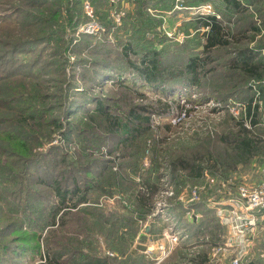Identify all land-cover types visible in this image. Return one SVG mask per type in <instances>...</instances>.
<instances>
[{"label": "rangeland", "instance_id": "1", "mask_svg": "<svg viewBox=\"0 0 264 264\" xmlns=\"http://www.w3.org/2000/svg\"><path fill=\"white\" fill-rule=\"evenodd\" d=\"M136 1L106 0L102 12L109 19L107 27L92 0H0V86L8 83L11 93L20 90L8 117L0 110V264H43L47 252L59 255L66 249L91 252L92 261L106 258V264H190L203 254L207 264H214L211 249L220 244L208 246L201 234L199 240L191 236L201 219L193 208L203 203L220 224L217 190L223 191L221 184L230 180L232 188L226 192L234 194L245 183V165L233 166L226 179L209 167L216 157L228 160L233 136L240 127L250 128L247 99L252 106L262 103L258 92L264 76L250 78L233 63L238 50L257 48L258 37L249 32L239 36V43L213 51L194 87L176 77L184 75L189 57L202 55L205 29L196 30L191 22L215 15L211 4L187 7L188 0H171L169 9L163 8L164 1L148 4L146 13L161 23L156 34L146 35L154 46H133L130 64L139 66L141 56L154 51L174 75L146 85L116 55L127 40L124 20L135 15ZM250 4L245 25L238 26L258 21V6ZM32 11L37 23L32 20L26 28V13ZM34 89L38 97L24 105ZM4 102L0 97V108ZM98 102L116 119L106 125L111 132L96 128ZM133 108L147 121L130 141L121 126L135 128L132 117L126 119ZM15 110L19 113L12 117ZM194 153H208L212 159L202 163L199 178L186 181L189 173L173 170L171 161ZM149 169L151 188L143 181ZM206 176L216 178L218 186H208ZM58 186L69 194L63 205ZM194 188L199 192L191 200ZM76 190L74 197L70 193ZM140 196L149 209L144 218L138 217ZM80 199L85 203L78 204ZM172 236L178 239L170 244ZM162 244L169 248L164 257L158 249ZM71 253L59 263L67 264Z\"/></svg>", "mask_w": 264, "mask_h": 264}, {"label": "trees", "instance_id": "2", "mask_svg": "<svg viewBox=\"0 0 264 264\" xmlns=\"http://www.w3.org/2000/svg\"><path fill=\"white\" fill-rule=\"evenodd\" d=\"M37 1V0H30ZM164 9H169L172 7L171 0H137L136 1V11L135 15L133 14L132 17H127L124 20V27L123 32L124 35H127V40L124 43H121V49L120 53H117L116 55L124 58L126 65L128 66L129 70H132V72L135 73L138 77L141 76L143 79V83L146 85L150 84H161L165 79L169 80L170 76H173L174 74H171L170 72H166L165 66L162 65V62L159 57H157V53L154 51H149L146 55V57L141 56V60L138 63L139 66H135L133 64H130L132 60L129 58V54L133 51V46L136 47H148V46H154V43L149 44V42H146V35L148 33L156 34V28L160 26L161 21L150 17L149 14H147L146 9L148 8V4H159L162 2ZM209 2L215 12V15H209V16H203L200 17L197 16L194 17V20L191 22V24L195 25V29L204 28V42L202 44V55L201 56H191L186 60V63L184 64L182 68V72H184V75L178 74L176 77L179 79H183L184 81H189L188 84L192 85L194 87H197L202 79L201 74L203 73L202 70H205V67L208 65V63L211 61V58L213 57L212 52L218 49H224L225 47H230L233 44L239 43L238 38L239 36H243L247 33H252V38L254 36L258 37V43L259 45L257 48H244L238 50V57L233 63H235V66L242 71H244L250 78H261L264 76V0H188L186 2L187 7H198L201 6V4ZM250 3L257 4L258 9L257 12L259 14L258 21H249L251 25H248V27H241L242 25H245V13L248 11L247 5L251 6ZM36 4V3H33ZM92 4L95 5L101 12L99 13L101 20L104 21L103 25L109 26V19L106 18V15L102 12L105 8H107L106 0H92ZM144 11V12H141ZM200 15V14H199ZM216 16H219V18H216ZM199 17V18H198ZM244 17V20L240 22L241 18ZM26 21L25 26L31 27L34 23H37V12H27L26 13ZM34 21V23L30 24L31 21ZM235 24L238 28H232V25ZM241 25V26H238ZM120 42V40H119ZM150 55H152V58H149ZM262 55V56H261ZM214 58V57H213ZM99 63V62H98ZM102 64V63H101ZM165 70V71H163ZM101 73V70L98 71V74ZM104 76L106 74H103ZM107 77V76H105ZM157 79H160L161 82H159ZM98 81V80H97ZM148 82V83H147ZM159 82V83H158ZM8 83H4L2 86H0V97L1 100H5L3 103L4 106L0 108L1 111L8 117L9 111L12 107V105L15 103L17 99L18 92L15 90L11 93L8 91L7 87ZM162 90V88H161ZM35 94H30L28 98L26 99V103L24 105H29L30 101H33L34 103V97H38L39 91L34 89ZM261 93V108H259V105L252 106V99H247V107L245 108V117L248 119L250 128H247L245 126L244 128H239V130L236 132V134L233 136V139L230 141V147L232 151V155L228 158V160H220L218 157H216L213 161V164L209 167L211 171H215V173L219 172L220 176H226L230 172L231 169H233V166H236L237 164L245 165V172L247 171L248 166L250 165L251 161L253 159L258 158H264V128H262L260 123L264 124V87L260 88ZM260 94V95H261ZM36 107H34L35 109ZM97 116L99 117V123L95 121L94 118L91 119V121H95L96 128L103 129L104 133H108L109 131H113V129L107 128V126L110 125L111 120L114 118H110L107 106L104 105V103L98 102L96 104ZM7 113V114H6ZM19 113V110H15L12 112V117L17 116ZM32 117L33 115L30 114ZM128 117H132L131 122L134 123L135 128L127 129V125H122V130H125V133H128L131 137L130 141L136 140V137L140 136V130L138 126H142L146 123L147 119L140 118L136 114V109L133 108L128 116H126V119ZM133 117L135 120H133ZM4 116L2 115V119ZM1 119V118H0ZM131 119V118H129ZM116 121V119H114ZM110 121V122H109ZM128 121V120H127ZM102 122H106L107 124H101ZM101 124V125H100ZM109 124V125H108ZM85 125H91L90 122L85 123ZM22 128L15 126L13 130H17V132H20ZM24 132V131H23ZM144 145V144H143ZM198 153L194 154H187L185 156H178L174 157L172 159V165L173 170L174 169H182L187 171L189 174L187 177L185 176V180H196L201 175V172L203 171V162L205 160L212 159V155H209L208 153H205L204 155L198 156ZM154 153L152 152V161L153 163L156 161V159L153 158ZM198 158V159H197ZM200 159V160H199ZM196 161V162H195ZM153 169V168H152ZM151 173V169L147 170L145 174L143 175V181L148 188H151L150 184H148L149 178L147 175ZM214 173V174H215ZM217 177V175L215 174ZM114 177H110V179L113 180ZM187 178V179H186ZM220 180H224V178H218ZM77 191V190H76ZM71 192L70 194L72 196H76L77 192ZM57 197L59 198V201H61L62 205L64 204L65 200L69 196L67 191H61L60 187L58 186L56 188ZM217 195V193H216ZM141 197V206H140V213L138 215L139 218H144L146 214L149 212L148 207L146 206V200L144 196ZM85 203L84 199H80L78 201V204ZM59 207L54 208L53 210V216L51 218L52 222H54L57 213L59 212ZM86 210V209H84ZM194 211H198L197 213H201V219L200 222H198L196 225L192 226L194 227L191 229V236L194 238H197L198 235L201 234L203 237L202 239L205 240V244L210 245H217L221 244L223 240V236L225 235L224 228L217 223L215 220V216L212 211L203 205V203H197L194 205L193 208ZM89 211V210H87ZM119 251V250H118ZM123 252V251H122ZM71 253V250L66 249L62 254H48L45 255V261L43 264H61L59 263V259L64 256L65 254ZM92 253H85V252H79L77 249H73L71 253V260L67 262V264H106L107 259L101 258L98 260L92 261L91 257ZM47 259V263H46ZM123 264H127L124 262ZM190 264H207L206 256L205 254L201 256H197L196 258H193L190 262ZM255 264H264L260 261H256Z\"/></svg>", "mask_w": 264, "mask_h": 264}, {"label": "built area", "instance_id": "3", "mask_svg": "<svg viewBox=\"0 0 264 264\" xmlns=\"http://www.w3.org/2000/svg\"><path fill=\"white\" fill-rule=\"evenodd\" d=\"M88 16L92 15V9L86 5ZM206 12L211 11L210 6L203 8ZM258 105H261L259 102ZM261 179L253 184L243 183L236 186L234 194L226 192V187H231L230 180L223 182L220 186L223 191L217 190L220 197L215 201L217 216L222 227L226 228V236L222 245L211 249L210 260L214 264H242L243 261L253 257V246L257 239L258 222L264 221V166L260 170ZM208 186L217 187V179L206 176ZM202 189V188H200ZM199 188L192 189L191 200L197 198ZM196 219L200 215H194ZM176 236L169 237L170 244L176 242ZM161 256L164 257L169 248L163 244L158 246ZM264 260V254L261 255Z\"/></svg>", "mask_w": 264, "mask_h": 264}, {"label": "crops", "instance_id": "4", "mask_svg": "<svg viewBox=\"0 0 264 264\" xmlns=\"http://www.w3.org/2000/svg\"><path fill=\"white\" fill-rule=\"evenodd\" d=\"M264 166V158H261L259 160L253 159L245 172V182L248 184H253L258 182L261 179V168ZM217 211V209H215ZM225 235L222 237L223 242L220 244L222 245L224 243V239L226 236V228ZM264 254V221L258 222V229H257V239L255 240L254 246H253V257L250 260L243 261L242 264H255L256 261H260L261 263H264V260L262 259L261 255Z\"/></svg>", "mask_w": 264, "mask_h": 264}]
</instances>
